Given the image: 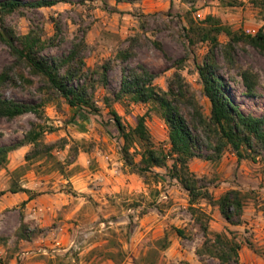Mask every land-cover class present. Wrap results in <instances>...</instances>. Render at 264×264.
<instances>
[{
    "label": "rangeland",
    "instance_id": "1",
    "mask_svg": "<svg viewBox=\"0 0 264 264\" xmlns=\"http://www.w3.org/2000/svg\"><path fill=\"white\" fill-rule=\"evenodd\" d=\"M207 16L247 34L263 26L251 0H60L50 7L22 8L0 16L2 31L38 34L47 42L43 54L48 58L65 55L73 44L81 43L87 70L107 62L113 65L108 86L94 90L98 115L69 107L47 93L36 77L28 83L15 77L3 90L16 102H48L42 107V119L30 113L13 120L0 118V146L16 144L33 123H39L46 130L42 141L53 149L51 158L27 161L32 147L24 145L9 152L7 162L0 165V264H220L204 243L215 234L240 244L238 264H264L261 160H238L226 149L217 161L205 159L206 151L189 161L190 171L213 200L231 189L244 196L237 225L229 224L217 206L198 200L193 206L204 214V236L186 191L176 181L166 180L164 168H154L155 177L125 165L122 140L104 105V98L109 99L127 128L148 112L145 122L151 140L155 146H165L167 127L149 105L112 100L124 65L115 56L137 38L134 57L127 64L147 66L154 74L153 83L166 90L174 64L182 60L180 73L208 115L209 102L195 69V63H202L207 55L208 45L188 37L189 26L201 25ZM219 41L225 43L227 38L220 35ZM235 57L256 76L255 95L247 96L241 78L234 71V80L229 78L222 66L227 93L244 112L264 115V54L239 43ZM217 59L222 65L220 54ZM11 62L8 48L0 42V71ZM139 150L137 144L130 150L134 162ZM17 188L29 191L28 200L20 198L23 192H11ZM175 229L183 230V235ZM165 236L168 245L163 247L160 240Z\"/></svg>",
    "mask_w": 264,
    "mask_h": 264
},
{
    "label": "trees",
    "instance_id": "2",
    "mask_svg": "<svg viewBox=\"0 0 264 264\" xmlns=\"http://www.w3.org/2000/svg\"><path fill=\"white\" fill-rule=\"evenodd\" d=\"M58 1L60 0H1L0 16L9 15L22 8L50 7ZM251 3L259 10L263 21V26L254 34H247L242 30L234 31L211 16H207L201 25L189 26V39L195 38L208 45V53L203 62L195 63L202 94L209 102L208 115L203 113L195 93L180 73L182 60L174 64L175 71L167 83L166 90H162L153 83L154 74L147 66L127 64L134 57V47L138 45L137 38L130 40L128 48L117 52L115 59L124 65L121 68L118 90L112 93V100L126 99L134 104L149 105V111L155 112L167 127L165 146L153 144L145 122L148 112L137 118L134 127L127 128L111 108L110 100L104 98V105L108 109L113 127L122 140L121 154L125 165L135 173H151L155 177L158 174L154 173L153 169L164 168L166 180L169 183L176 181L186 191L190 210L204 236L207 233L202 219L204 214L193 205L198 200L205 199L217 206L220 215L229 224L237 225L241 221L244 196L241 191L231 189L213 200L207 187L201 186L200 180L190 171L189 161L201 157L202 151H206L205 159L217 161L224 150L229 149L238 160H261L264 163V115L246 113L240 109L229 97L228 84L220 72L221 67H225L224 73L234 80L231 75V71H234L241 78L246 95H255L256 76L248 69L242 68L235 57L239 43L249 45L264 54V0H251ZM220 35H224L227 42L221 43ZM0 42L6 45L12 57V62L0 71V118L13 120L29 113L37 119L43 118L42 107L48 100L26 104L4 96L3 90L15 77L27 83L30 82V77H36L47 93L55 94L69 107L88 110L97 115L100 113L93 97L94 90L98 86H108L109 71L113 67L111 62L103 63L96 70H87L81 56L84 47L81 43L73 44L65 55L48 58L43 54L47 42L32 31L25 35H15L10 31L0 30ZM218 54L222 57V65L218 62ZM45 131L42 124L33 123L16 144L0 146V165L7 162L9 152L24 145L32 147L25 156L27 161L38 157L51 158L53 146L42 141ZM135 144L140 146L138 162H134L130 152ZM11 192L29 191L17 188ZM175 232L179 236L184 233L181 229H175ZM160 243H163V247L168 245L166 236ZM204 243L208 253L218 259L220 264H238L239 243L220 234L205 238Z\"/></svg>",
    "mask_w": 264,
    "mask_h": 264
},
{
    "label": "crops",
    "instance_id": "3",
    "mask_svg": "<svg viewBox=\"0 0 264 264\" xmlns=\"http://www.w3.org/2000/svg\"><path fill=\"white\" fill-rule=\"evenodd\" d=\"M20 195H21L20 198L22 200H24V201L28 200V196L25 193H21ZM34 202H36V199L35 198H33V205H34Z\"/></svg>",
    "mask_w": 264,
    "mask_h": 264
}]
</instances>
